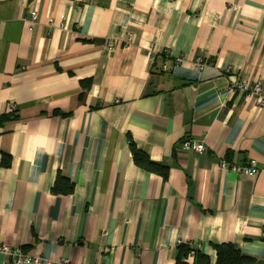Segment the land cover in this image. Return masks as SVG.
Returning a JSON list of instances; mask_svg holds the SVG:
<instances>
[{"label": "crops", "instance_id": "0c3cea01", "mask_svg": "<svg viewBox=\"0 0 264 264\" xmlns=\"http://www.w3.org/2000/svg\"><path fill=\"white\" fill-rule=\"evenodd\" d=\"M235 79L264 85V0H0V245L175 264L188 244L215 264L231 244L264 264V104L224 93Z\"/></svg>", "mask_w": 264, "mask_h": 264}, {"label": "built area", "instance_id": "2783aa9c", "mask_svg": "<svg viewBox=\"0 0 264 264\" xmlns=\"http://www.w3.org/2000/svg\"><path fill=\"white\" fill-rule=\"evenodd\" d=\"M29 14L30 21L33 22L36 18V10H31ZM108 47L109 49L113 48V39L111 38L109 39ZM149 51L152 60L154 59L156 52L152 46ZM177 60L179 61L180 59L178 58ZM195 65L197 68H201L205 65V62L202 58H198V60L195 62ZM162 67L163 69L165 68V66ZM223 92L229 95L233 93L244 94V96H250L251 98H253L256 104H264V85L259 82H248L246 80L235 79L227 88H225V90H223ZM181 148L185 151H194L197 154H201L205 151V145L202 142H197L190 139L182 141ZM221 166L225 168L226 163L224 161L221 162ZM234 169L239 173L243 171L250 176H254L258 171V164L255 160H250L246 166H235ZM0 253L5 255L6 257H10L13 264H69L68 260L66 259L53 261L37 255H29L23 253L22 251L11 248L10 246L5 244L0 245Z\"/></svg>", "mask_w": 264, "mask_h": 264}, {"label": "trees", "instance_id": "16d2710c", "mask_svg": "<svg viewBox=\"0 0 264 264\" xmlns=\"http://www.w3.org/2000/svg\"><path fill=\"white\" fill-rule=\"evenodd\" d=\"M10 117L15 116H11L9 113L1 115L0 126L4 120L10 119ZM131 150L135 163L166 176V166L150 160L145 152L136 149L133 144H131ZM52 191L55 193H71L73 191V184L67 178L57 176ZM191 256L194 258L192 264L211 263L210 257L207 254L199 252L188 244H178L176 247L175 264H188V258ZM253 262L254 259L252 257L242 254L231 244H221L216 247L215 264H250Z\"/></svg>", "mask_w": 264, "mask_h": 264}]
</instances>
